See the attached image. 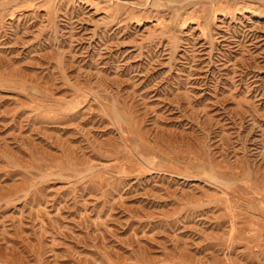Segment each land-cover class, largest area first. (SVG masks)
Segmentation results:
<instances>
[{"label": "rangeland", "instance_id": "rangeland-1", "mask_svg": "<svg viewBox=\"0 0 264 264\" xmlns=\"http://www.w3.org/2000/svg\"><path fill=\"white\" fill-rule=\"evenodd\" d=\"M0 264H264V0H0Z\"/></svg>", "mask_w": 264, "mask_h": 264}]
</instances>
